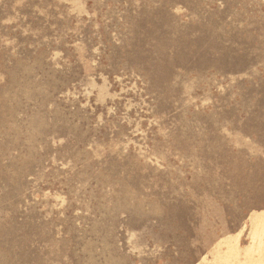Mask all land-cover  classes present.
Returning <instances> with one entry per match:
<instances>
[{"label": "rangeland", "instance_id": "1", "mask_svg": "<svg viewBox=\"0 0 264 264\" xmlns=\"http://www.w3.org/2000/svg\"><path fill=\"white\" fill-rule=\"evenodd\" d=\"M0 264H264V0H0Z\"/></svg>", "mask_w": 264, "mask_h": 264}]
</instances>
